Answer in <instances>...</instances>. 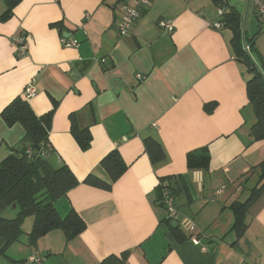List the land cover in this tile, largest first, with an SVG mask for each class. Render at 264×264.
<instances>
[{
    "label": "crops",
    "instance_id": "1",
    "mask_svg": "<svg viewBox=\"0 0 264 264\" xmlns=\"http://www.w3.org/2000/svg\"><path fill=\"white\" fill-rule=\"evenodd\" d=\"M10 1L0 0V160L20 157L28 146L23 126L7 125L1 115L32 82L31 110L51 113L46 161L66 166L78 181L54 208L62 218L74 212L85 226L69 241L52 230L30 244L34 217L27 216L20 226L25 244L16 246L19 237L7 248L8 263L29 264L38 255L43 264H264V188L242 227L231 210L264 184V140L249 135L251 75L236 56L233 30L215 29L211 0H152L122 36L116 25L133 0H18L9 10ZM247 10H239L242 43ZM159 19L170 20L173 31L159 30ZM64 35L78 46L63 47ZM19 36L23 58L15 56ZM246 38L264 60V38ZM73 130L89 134L86 150ZM147 138L160 145L162 162H151ZM200 148L208 149V167L189 170L187 154ZM115 150L126 169L111 180L100 162ZM90 175L102 186L85 183ZM162 180L174 192L177 227L158 203Z\"/></svg>",
    "mask_w": 264,
    "mask_h": 264
},
{
    "label": "trees",
    "instance_id": "2",
    "mask_svg": "<svg viewBox=\"0 0 264 264\" xmlns=\"http://www.w3.org/2000/svg\"><path fill=\"white\" fill-rule=\"evenodd\" d=\"M17 1H10L13 4L8 5L9 10ZM211 2L217 10L223 12V15L218 17L222 26L233 30V46L236 56L247 66L251 75L246 83V93L248 104L255 116V123L249 135L252 140H264V60L257 55L254 40H247L246 31L242 43L240 27L243 16L241 12L234 6H230L228 0H211ZM63 31L64 29L60 28V33ZM252 58L263 75L258 71ZM1 116L7 125L20 123L23 126L24 138L28 146L20 157L9 156L0 160V255L4 256L7 248L18 241L21 235V223L27 216L34 217L33 228L28 235L30 244H34L39 237L52 230H61L68 241L73 239L84 229L83 221L74 212L64 218L60 217L54 208V203L76 186L78 181L66 166L55 169L46 161V155L42 157L40 153L41 151L48 153L51 113L36 116L28 102L18 97L7 106ZM73 134L81 149L86 150L90 143L89 134L86 131L76 132L75 130ZM144 145L145 152L153 164L165 159L163 150L155 140L147 138ZM27 149L31 151L29 158L26 155ZM186 161L189 170H206L209 164L208 149L200 148L188 153ZM100 165L109 173L111 180H115L126 169L116 150L109 153ZM259 168L261 170L260 179H262L264 162ZM84 182L92 186H102V183L91 175ZM160 183L162 185L158 191V203H161L162 191H168L171 196L174 193L163 187V180ZM263 188L264 184L252 189L245 202L231 205V210L235 215L234 226L242 227L248 207L259 196ZM11 206L17 209L15 218L11 220L3 218L2 211ZM121 263L122 260L117 261L114 258L103 262V264Z\"/></svg>",
    "mask_w": 264,
    "mask_h": 264
},
{
    "label": "built area",
    "instance_id": "3",
    "mask_svg": "<svg viewBox=\"0 0 264 264\" xmlns=\"http://www.w3.org/2000/svg\"><path fill=\"white\" fill-rule=\"evenodd\" d=\"M152 3V0H133L132 6H126L123 8V13L121 20L116 25V31L117 33L122 36L129 32L131 27L141 18L143 15V12L146 11ZM249 4L253 7L255 14L257 16L258 20V33L260 36L264 38V0H250ZM218 11V17L223 15V12L221 10ZM157 27L159 30L165 31V32H172L173 31V25L170 20L167 19H159L157 22ZM215 29H221L222 24L218 21L214 24ZM61 45L66 48H74L78 46V41L69 38L68 36H61L60 38ZM13 45L15 48V56L17 58H23L27 54V47L25 45V40L22 36H19L15 39H13ZM103 62V61H101ZM137 80H142L143 78L140 75H136ZM36 90L35 86L32 82L27 84L25 87L22 98L26 101L31 99L35 96ZM41 156H45L46 154L44 151H41ZM26 155L29 158L31 156L30 149L26 150ZM161 203L166 210V216L167 219L170 221L176 222L178 220V210L174 203V198L171 196V194L164 190L161 193ZM195 227L192 224L188 225V231L191 233V236L189 237L192 242L195 245L199 244V238L193 234ZM202 251H205L203 247H201ZM29 264H43L42 258L38 255H31L28 258Z\"/></svg>",
    "mask_w": 264,
    "mask_h": 264
},
{
    "label": "rangeland",
    "instance_id": "4",
    "mask_svg": "<svg viewBox=\"0 0 264 264\" xmlns=\"http://www.w3.org/2000/svg\"><path fill=\"white\" fill-rule=\"evenodd\" d=\"M228 3H229L230 6H234L238 10L243 11V13L245 12L246 4H244V0H228ZM255 16L253 15L252 6L250 4L249 7H248V10H247V17H246V20H245L246 35L248 37H252V36L255 35L258 38L259 37L258 23L256 21ZM16 213H17V209L10 210V208H6V209H4L2 211L1 215H2V217L11 220V219L15 218L14 215H16ZM20 238L21 239L16 244V246L22 247L25 244V242H23L25 240V238H24V236H21ZM22 243H24V244H22ZM5 253L6 254L4 256H2V255L0 256V264H9L8 263L9 261L5 258V256L10 257L8 250Z\"/></svg>",
    "mask_w": 264,
    "mask_h": 264
},
{
    "label": "water",
    "instance_id": "5",
    "mask_svg": "<svg viewBox=\"0 0 264 264\" xmlns=\"http://www.w3.org/2000/svg\"><path fill=\"white\" fill-rule=\"evenodd\" d=\"M249 2H250V0H246V8H248V6H249ZM243 34H244V26H243V28H242V37H243ZM64 36H67V35H64ZM243 39V38H242ZM253 60V59H252ZM253 62H254V60H253ZM254 64L256 65V63L254 62ZM256 67H257V69H258V71L262 74V72H261V70L259 69V67L256 65ZM263 75V74H262ZM171 225H173L174 227H177V223L176 222H171Z\"/></svg>",
    "mask_w": 264,
    "mask_h": 264
},
{
    "label": "bare ground",
    "instance_id": "6",
    "mask_svg": "<svg viewBox=\"0 0 264 264\" xmlns=\"http://www.w3.org/2000/svg\"><path fill=\"white\" fill-rule=\"evenodd\" d=\"M248 52V51H247ZM251 56V55H250Z\"/></svg>",
    "mask_w": 264,
    "mask_h": 264
}]
</instances>
